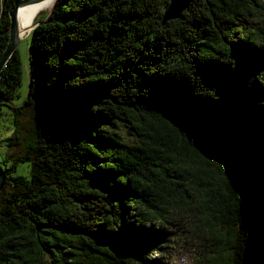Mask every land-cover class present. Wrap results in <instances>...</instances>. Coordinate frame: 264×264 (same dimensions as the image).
I'll return each instance as SVG.
<instances>
[{
	"label": "trees",
	"instance_id": "16d2710c",
	"mask_svg": "<svg viewBox=\"0 0 264 264\" xmlns=\"http://www.w3.org/2000/svg\"><path fill=\"white\" fill-rule=\"evenodd\" d=\"M170 1L56 0L3 67L0 264H264V0Z\"/></svg>",
	"mask_w": 264,
	"mask_h": 264
},
{
	"label": "water",
	"instance_id": "95a60500",
	"mask_svg": "<svg viewBox=\"0 0 264 264\" xmlns=\"http://www.w3.org/2000/svg\"><path fill=\"white\" fill-rule=\"evenodd\" d=\"M34 1L35 0H14L12 7L9 8L8 10V17H9L8 41L4 50L0 54V73L3 67L6 65L9 58L11 57V55L18 47L20 40L22 39L17 22L18 10L24 4L31 3ZM55 3L56 0H52L51 7L49 8L46 18L43 21H35L33 25L30 27V30H32L34 27H36L38 24L42 22H47L50 14L54 9ZM188 4H189V0H171L167 8L165 9L163 15V22L179 17L180 13L188 6ZM2 101L5 100L0 98V102ZM5 182H6V174L2 166H0V190L4 187Z\"/></svg>",
	"mask_w": 264,
	"mask_h": 264
},
{
	"label": "rangeland",
	"instance_id": "374dc122",
	"mask_svg": "<svg viewBox=\"0 0 264 264\" xmlns=\"http://www.w3.org/2000/svg\"><path fill=\"white\" fill-rule=\"evenodd\" d=\"M49 9L46 10V11H43L41 12L38 17L36 18V20H40L41 18H43L47 13H48ZM30 29V28H28ZM26 30L25 31V35L22 36V39L20 40L19 44H18V52L20 54V58L24 64V66L26 67H29V38L28 35L30 33L31 30ZM27 73L26 72H23V77H22V83H21V86H20V91L24 94L27 90ZM21 101V98L20 100ZM3 112V111H2ZM8 113V111H5L4 110V115L2 116V119H1V123L2 125L6 126L8 125V123L11 124V118L9 115H6ZM23 121L27 123V119L26 117H23ZM27 125V124H26ZM0 126V136H8L9 133L11 132V129L12 127L8 126L5 128V126ZM46 133L48 135H53L55 137H59V136H62L63 135V127L60 126V125H56V126H53L52 125V122L50 121L48 124H47V128H46ZM121 135H124L123 132H120ZM9 152H13L15 154H18L20 151L15 149L14 147L13 148H10L9 149ZM25 167L24 164H20V166L18 167V172L22 171L23 168ZM180 255L178 254L175 259H174V264H196L195 262V259L193 257V253H184L180 250Z\"/></svg>",
	"mask_w": 264,
	"mask_h": 264
},
{
	"label": "bare ground",
	"instance_id": "6f19581e",
	"mask_svg": "<svg viewBox=\"0 0 264 264\" xmlns=\"http://www.w3.org/2000/svg\"><path fill=\"white\" fill-rule=\"evenodd\" d=\"M52 0H35L34 2L24 4L18 10L17 22L20 35L24 36L26 29L30 28L38 15L51 7ZM30 30V29H28Z\"/></svg>",
	"mask_w": 264,
	"mask_h": 264
}]
</instances>
